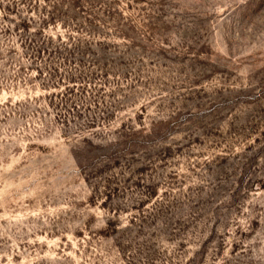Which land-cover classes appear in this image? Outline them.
<instances>
[{"label":"rangeland","instance_id":"374dc122","mask_svg":"<svg viewBox=\"0 0 264 264\" xmlns=\"http://www.w3.org/2000/svg\"><path fill=\"white\" fill-rule=\"evenodd\" d=\"M0 264H264V0H0Z\"/></svg>","mask_w":264,"mask_h":264}]
</instances>
